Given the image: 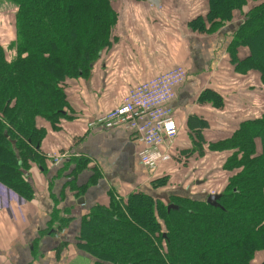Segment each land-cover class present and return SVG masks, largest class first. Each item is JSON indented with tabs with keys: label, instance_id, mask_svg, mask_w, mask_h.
<instances>
[{
	"label": "trees",
	"instance_id": "1",
	"mask_svg": "<svg viewBox=\"0 0 264 264\" xmlns=\"http://www.w3.org/2000/svg\"><path fill=\"white\" fill-rule=\"evenodd\" d=\"M0 1L16 9L10 61L0 45V184L31 201L28 174L32 164L42 166L39 149L48 129L72 119L66 90L89 76L113 47L117 0ZM200 1L204 8L190 30L208 34L241 19L228 43L229 62L264 85V0ZM202 95L222 107L219 93ZM188 125L209 152L225 155L220 170L230 175L223 189L213 190L219 207L207 197L163 201L142 191L111 193L108 206L93 205L79 222L76 250L92 264H264V113L215 143L203 138L205 120L191 116ZM153 185L167 186L168 177ZM64 215L55 211L51 225L66 229L73 218L69 209ZM68 245L61 243L57 251Z\"/></svg>",
	"mask_w": 264,
	"mask_h": 264
},
{
	"label": "crops",
	"instance_id": "2",
	"mask_svg": "<svg viewBox=\"0 0 264 264\" xmlns=\"http://www.w3.org/2000/svg\"><path fill=\"white\" fill-rule=\"evenodd\" d=\"M164 1L171 0L113 2L118 13L113 47L89 76L78 78L66 90L72 119L63 120L56 131L44 124L49 132L39 149L43 163L32 164L28 174L34 198L18 200L0 187V264H73L85 257L76 250L79 222L93 205L108 206L111 193L127 197L142 191L163 201L173 195L206 198L209 189L213 191L219 155L201 143L188 125L189 117L205 120L203 138L215 143L230 138L241 122L264 113L259 76L237 73L226 53L241 19L201 34L188 24L202 12L203 1L194 0L185 16L177 9L174 14ZM177 65L187 69L171 104L179 134L165 160L149 172L140 162L142 147L132 131L89 129L87 124L119 106L128 89ZM206 91L219 93L222 107H215L214 98L203 100ZM51 153L68 156L53 164L46 159ZM208 157L213 160L205 164ZM203 174L212 175L204 180ZM163 177H168V185L156 188L153 182ZM80 190L82 195L77 194ZM67 209L73 221L58 230L57 223L51 225L52 215L58 210L65 217ZM63 242L69 247L58 252Z\"/></svg>",
	"mask_w": 264,
	"mask_h": 264
},
{
	"label": "built area",
	"instance_id": "3",
	"mask_svg": "<svg viewBox=\"0 0 264 264\" xmlns=\"http://www.w3.org/2000/svg\"><path fill=\"white\" fill-rule=\"evenodd\" d=\"M156 2L159 3V0ZM186 77V68L178 65L141 82L128 89L118 107L89 122L88 128L110 130L125 127L132 131L142 147L139 151L141 164L148 170H156L178 137L179 130L171 104L176 99L177 88L185 82ZM67 156L66 153H51L46 158L58 163Z\"/></svg>",
	"mask_w": 264,
	"mask_h": 264
},
{
	"label": "rangeland",
	"instance_id": "4",
	"mask_svg": "<svg viewBox=\"0 0 264 264\" xmlns=\"http://www.w3.org/2000/svg\"><path fill=\"white\" fill-rule=\"evenodd\" d=\"M156 1V0H155ZM194 0H171V1H164L165 3V7H169L174 14L177 15V13L179 12H175L176 10L173 9H177L180 10V13L183 12L184 16L186 15V8L189 6L191 8V5L193 4ZM167 3V4H166ZM15 13H16V9L15 7L8 3V2H1L0 1V45H2L6 52V56H7V60H11V58L13 57V52L11 50H8V45L16 38V34H15ZM219 155V154H217ZM225 158V155H219V158L217 160V162L215 163L217 166V169H213L214 172L212 173L214 175V181L211 187L212 190H219V189H223V187L226 184V181L228 180V177L230 175V173H224L222 174L219 165H221V161ZM213 160L212 157H208L207 161L205 162V164L208 163V161ZM151 172V171H149ZM154 172V171H153ZM226 172V171H224ZM212 174H208V175H202L201 178H203L204 180L208 179ZM208 188V187H207ZM211 189V188H210ZM209 189V191H210ZM73 264H92L91 260L89 257H83L81 256V258L77 259Z\"/></svg>",
	"mask_w": 264,
	"mask_h": 264
},
{
	"label": "water",
	"instance_id": "5",
	"mask_svg": "<svg viewBox=\"0 0 264 264\" xmlns=\"http://www.w3.org/2000/svg\"><path fill=\"white\" fill-rule=\"evenodd\" d=\"M220 196L218 195H210L207 197L206 201L208 204L214 206V207H219V204H218V200H219ZM172 206L169 207V209H171Z\"/></svg>",
	"mask_w": 264,
	"mask_h": 264
},
{
	"label": "bare ground",
	"instance_id": "6",
	"mask_svg": "<svg viewBox=\"0 0 264 264\" xmlns=\"http://www.w3.org/2000/svg\"><path fill=\"white\" fill-rule=\"evenodd\" d=\"M153 1H155V0H153Z\"/></svg>",
	"mask_w": 264,
	"mask_h": 264
}]
</instances>
